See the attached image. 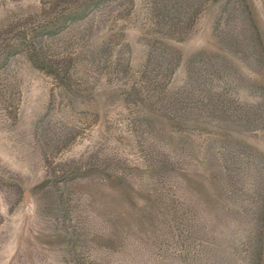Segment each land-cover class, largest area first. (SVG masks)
<instances>
[{
    "label": "rangeland",
    "instance_id": "374dc122",
    "mask_svg": "<svg viewBox=\"0 0 264 264\" xmlns=\"http://www.w3.org/2000/svg\"><path fill=\"white\" fill-rule=\"evenodd\" d=\"M0 264H264V0H0Z\"/></svg>",
    "mask_w": 264,
    "mask_h": 264
}]
</instances>
